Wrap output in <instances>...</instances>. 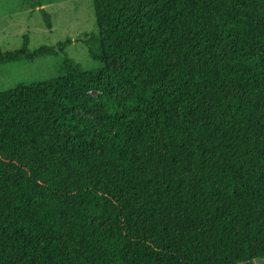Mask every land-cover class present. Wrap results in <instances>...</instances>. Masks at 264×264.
Masks as SVG:
<instances>
[{"label": "trees", "instance_id": "16d2710c", "mask_svg": "<svg viewBox=\"0 0 264 264\" xmlns=\"http://www.w3.org/2000/svg\"><path fill=\"white\" fill-rule=\"evenodd\" d=\"M93 6L100 68L0 93V264L264 261V0Z\"/></svg>", "mask_w": 264, "mask_h": 264}, {"label": "rangeland", "instance_id": "374dc122", "mask_svg": "<svg viewBox=\"0 0 264 264\" xmlns=\"http://www.w3.org/2000/svg\"><path fill=\"white\" fill-rule=\"evenodd\" d=\"M37 4L50 15L49 29ZM32 8V12H27ZM0 11L7 17L0 21V52H13L23 48L28 38V50L34 52L43 46L54 47L71 39L64 53L40 58L34 62H14L0 66V93L15 89L18 85L38 84L51 80L63 72L64 56L78 63L84 71L101 67L92 59L85 41L93 43L98 30L93 0H0ZM85 116L93 127L95 119ZM254 264H264L256 260Z\"/></svg>", "mask_w": 264, "mask_h": 264}, {"label": "crops", "instance_id": "0c3cea01", "mask_svg": "<svg viewBox=\"0 0 264 264\" xmlns=\"http://www.w3.org/2000/svg\"><path fill=\"white\" fill-rule=\"evenodd\" d=\"M27 9H28L27 12H32V8H27ZM40 9H43V8H41V7L35 8L36 11H38ZM6 17H7L6 13H3L2 14L1 11H0V21L3 20V19H5Z\"/></svg>", "mask_w": 264, "mask_h": 264}]
</instances>
